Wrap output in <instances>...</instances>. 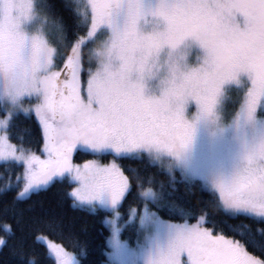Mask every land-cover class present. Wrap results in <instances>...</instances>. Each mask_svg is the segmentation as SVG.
I'll return each instance as SVG.
<instances>
[{"label": "snow or ice", "instance_id": "obj_1", "mask_svg": "<svg viewBox=\"0 0 264 264\" xmlns=\"http://www.w3.org/2000/svg\"><path fill=\"white\" fill-rule=\"evenodd\" d=\"M50 7L46 0H0V194L15 190L19 201L67 181L71 190L65 195L74 208L107 213L104 264H264L249 251L264 253V200L219 194L227 216L257 225L228 224L230 237L206 213L190 223L191 211L170 201L163 184L145 188L143 178L128 169L140 189V206L130 207L125 219L120 209L132 185L119 162L145 153L179 158L195 132V120L185 115L187 102H197L196 118L210 115L229 83L243 87L238 118L257 117L264 107V0H158L155 7L145 0H65L77 26L87 27L74 41ZM161 21L163 28L157 26ZM53 30L59 44L49 39ZM101 33L117 62L97 68L87 61L86 68L72 53L90 47ZM242 73L250 83L240 80ZM21 112L34 114L41 126V155L25 140L28 130L15 133L18 142H12ZM80 154L94 158L77 163L74 155ZM260 155L253 148L248 159L256 162ZM165 209L183 222L162 218ZM131 221L139 225L134 241L122 238ZM29 227L34 245L45 253L26 252L22 243L11 246L22 264H82L87 249L78 237L68 238L76 249L70 252L38 234L45 229L59 234L58 224L35 220ZM4 228L14 235L11 226ZM5 246L9 241L0 237V248Z\"/></svg>", "mask_w": 264, "mask_h": 264}, {"label": "trees", "instance_id": "obj_2", "mask_svg": "<svg viewBox=\"0 0 264 264\" xmlns=\"http://www.w3.org/2000/svg\"><path fill=\"white\" fill-rule=\"evenodd\" d=\"M49 4L50 12L56 16L63 18L67 26V36L69 40L74 41L79 35H85L87 27H78L73 12L65 7V0H46ZM49 39L54 44L60 43V37L55 34ZM87 48V47H86ZM87 66V63H85ZM3 115V113H0ZM28 130L25 135L26 141H31L32 148L40 150L43 146L42 129L35 115L27 116L19 113L15 120V133H22ZM88 154H80L78 159L90 157ZM129 176L132 189L131 193L126 196L122 202L121 212L125 218H128L130 207L140 206L137 198L139 188L136 184L132 172L128 169H134L142 178L144 187H152L159 189L163 184L164 192L170 201L177 205L183 206L191 211L192 215L188 217L189 222H196L201 214H207L206 219L214 220L224 227V234L233 236L228 229V224H239L241 222L252 223L255 228V222L248 220L246 217H237L235 219L227 216L222 210L219 202V196L211 189L204 187L200 180L189 182L183 180L180 174H176L173 181L168 172L163 170L157 164L151 163V160L145 156H134L119 161ZM19 170V169H18ZM2 171V166H0ZM173 184L175 185L173 187ZM73 187V185H72ZM68 182L57 181L46 190H42L31 194L27 199L16 201L15 190H9L0 194V237L9 241L10 246L0 248V264H22L18 256L13 255L11 246L19 247L23 244L24 250L32 251L33 249L43 257L45 248L40 245H34L33 236L30 234V225L35 220L53 221L59 225V234L57 230L49 231L45 229L41 234H46L54 240L62 243L64 247L75 252L76 249L69 243V237H78L80 242L86 245L87 255L82 258V264H104L107 259L105 251L107 250V238L110 235L109 228L104 225L103 220L107 215L103 210H97L95 214L79 207L72 206L73 201L67 197L65 193L70 191ZM170 194V195H169ZM8 207L10 211L5 214L4 209ZM163 217H167L176 221H183V218L176 213L168 210H161ZM19 221V222H18ZM11 226L14 235L9 236L5 232L4 225ZM136 221L130 223V226L123 233L125 236L132 234V241L135 239V230L137 228ZM211 227V224H206ZM253 254L264 259V253L249 248ZM43 264H55L53 260H44Z\"/></svg>", "mask_w": 264, "mask_h": 264}, {"label": "rangeland", "instance_id": "obj_3", "mask_svg": "<svg viewBox=\"0 0 264 264\" xmlns=\"http://www.w3.org/2000/svg\"><path fill=\"white\" fill-rule=\"evenodd\" d=\"M21 2H26V0H21ZM157 2L158 0H145V4L148 7H155ZM237 19L241 22V25H243L242 14H238ZM153 23H155V21H153ZM157 26L160 28H163L164 27L163 21H161ZM54 34H55V31L53 30L49 36L52 37ZM103 35L104 34L101 33L98 36L97 40L100 39ZM196 55L197 53L193 51L192 56H191V61L193 63L195 62ZM85 67L87 68L86 65ZM93 67H95L94 64H93ZM81 79H82L83 86L86 87L87 74L86 73L82 74ZM240 80L250 83V81H248V76L246 73H242L240 75ZM152 91H155L157 94H159L160 89L150 87L149 92H152ZM242 91H243V87L241 86L238 88V86L235 83H229L225 86V92L219 98V102L216 108L218 111L223 113L226 120H231L233 116L236 114L238 107H239V100H240ZM30 103H35V100L30 101ZM197 110H198L197 102L194 99L189 100L186 105L185 115L188 119L195 120V132H194L191 144L182 152L179 158L171 157V156L169 157V159L176 161L171 175H174L176 178L175 173H178L180 174L183 180H187L189 182L200 180L204 187L206 186L208 189L212 190L211 185H210L211 174L221 166H224V167L230 166L231 163H233L234 160L238 157L239 148L237 145H235L230 140L231 129H228L224 133H220L218 131L214 132L213 127L209 121L203 118L198 119V120L195 118V114ZM27 116H34V114L27 115ZM257 117L261 118L257 121V128H264V107H261L258 110ZM12 142L17 143L18 141L12 138ZM29 146L32 148L31 144ZM42 148L43 146L41 147L40 150H37L35 148H32V149L33 151L36 152L37 155H41ZM142 155L147 156L151 160V163L157 164L163 170L168 172V170H166V168L164 167L163 162H158L157 158L149 156L146 153L141 154L139 156H142ZM93 158L94 157L90 156V157H86L83 159H78L74 155V161L77 163H83L85 160L93 159ZM111 159L112 157L109 156L106 158L105 162L110 161ZM125 174L127 175L126 171H125ZM73 187H75V185H73ZM216 194L219 196L218 193ZM132 207H139V206L134 205ZM122 215L124 216L123 213ZM161 216L164 219L171 220L176 223H180V221H176V220L169 219L167 217H163L162 214ZM136 223L138 225L137 221ZM190 223H195V222H190ZM41 235L46 236L47 239L51 240L54 243L61 244L64 247L62 243L54 240L50 236L46 234H41ZM122 238L132 241V234H128L127 236L122 234ZM67 250L70 252H73L69 249Z\"/></svg>", "mask_w": 264, "mask_h": 264}, {"label": "clouds", "instance_id": "obj_4", "mask_svg": "<svg viewBox=\"0 0 264 264\" xmlns=\"http://www.w3.org/2000/svg\"><path fill=\"white\" fill-rule=\"evenodd\" d=\"M72 55L81 63L91 61L97 68L117 62L108 38L98 39L90 47L73 52ZM201 118L210 122L214 132L224 133L231 129L230 140L239 148V155L230 166H221L211 174L212 190L218 194L239 193L243 197L264 200V128H257V121L261 118L255 117L253 121L246 122L235 114L231 120H226L217 108L212 114L196 119ZM253 148L261 152L256 162L248 159V153ZM157 160L163 162L166 170L176 163L169 158Z\"/></svg>", "mask_w": 264, "mask_h": 264}]
</instances>
